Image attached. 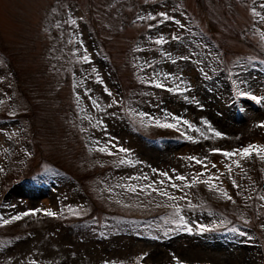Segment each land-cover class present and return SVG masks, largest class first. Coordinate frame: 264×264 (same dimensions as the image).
Instances as JSON below:
<instances>
[{"label": "rangeland", "instance_id": "obj_1", "mask_svg": "<svg viewBox=\"0 0 264 264\" xmlns=\"http://www.w3.org/2000/svg\"><path fill=\"white\" fill-rule=\"evenodd\" d=\"M262 5L0 0V264H264Z\"/></svg>", "mask_w": 264, "mask_h": 264}, {"label": "snow or ice", "instance_id": "obj_2", "mask_svg": "<svg viewBox=\"0 0 264 264\" xmlns=\"http://www.w3.org/2000/svg\"><path fill=\"white\" fill-rule=\"evenodd\" d=\"M262 7H264V5H262ZM253 12H255V9H253ZM256 14L259 15V13H256ZM161 15H164L166 18L171 19L170 17H167L166 14H164V13H161ZM71 23L75 24L76 21H75V20H72ZM163 42H164L163 38H161L160 40L157 41V43H163ZM84 59L87 60V57L85 56ZM162 86H163V85H161V84H157V87H162ZM242 95H246V93H242ZM252 98H253V99H256V97H252ZM93 103L95 104V101H93ZM96 107H99V105H96ZM141 115L143 116V115H145V113H141ZM156 123H157L158 125H160V122H159L158 120L156 121ZM184 123L187 124L188 122H187V121H184ZM160 126H162V127H175V125H173V124H167V123H166V124H162V125H160ZM261 126L264 127V124H262ZM189 127H191V125H189ZM197 130H198V129H197ZM209 130L211 131L212 129H209ZM215 135L219 137V136H221L222 134H221L220 132L217 131V132H215ZM188 139H192V137H188ZM106 150H107L106 148H100V149H99V151H102V152H103V151H106ZM119 150H120L121 152H127V151H128L127 149H124V148H120ZM213 151H215V152H219L220 149H214ZM237 152H238L240 155L244 156V157H248V156L252 155L253 152H255L257 155H260L262 159H264V145H256V144H249L247 147L243 148L242 150H237V151H234V152H224L223 154H224L225 156L231 157V156H233V155H236ZM189 159L195 160V162L198 163V164L202 163V161H201L200 159L196 158V157H189ZM120 163H125V161H124V160H121ZM236 163H237V165L239 166V162H236ZM230 167H231V166H229V169H230ZM153 171H155V170H153ZM160 175H162V176H167L168 174H167V173H160ZM198 175H202V173H201V174H198ZM144 178L147 179V177H144ZM135 179H139V177H136ZM175 179L183 181V180L186 179V177L180 175V176H176ZM192 181H193V183H195V182H196V177H193V178H192ZM206 182H207V181H206ZM160 183H163V181H161ZM233 185L238 187V185H236V182H235V181H233ZM186 186H187V185H186ZM147 187H148V188H152V185H147ZM171 187H173V188H177L178 185H176V184H172ZM128 190H129V191H132V192H135V191H136V187H134V186H129V187H128ZM152 190L158 192L159 195H161V196H167L168 199H170V200H175V199H177V197L172 196V195H171L170 193H168L166 190H163V189H152ZM223 194L225 195V197H226L227 199H229V200L232 199V197L229 196L228 193H227L226 191H223ZM182 198H183V197H181V199H182ZM260 199L264 200V196L260 197ZM175 207H176V211L179 212V211H180L179 206H175ZM36 211H39V210H36ZM29 214H30L29 212H25V213H23L22 215H25V216H26V215H29ZM46 214L49 215V216H54V215H56V213L52 212L51 210H47V211H46ZM20 218H21V216H19V215H18V216H14V217H12V219H17V220L20 219ZM4 223L7 224V223H10V221H9V220H4ZM180 223H182V224H187V221H185V220L183 219V217H181V219H180ZM204 227H205V226L201 225V226H200V230H204ZM187 230H188V231H191L192 229H191V228H187ZM178 264H179V262H178Z\"/></svg>", "mask_w": 264, "mask_h": 264}]
</instances>
